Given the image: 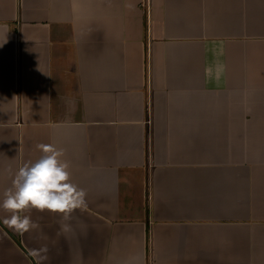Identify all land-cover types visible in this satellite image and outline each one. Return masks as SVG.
I'll return each mask as SVG.
<instances>
[{"label":"crops","instance_id":"0c3cea01","mask_svg":"<svg viewBox=\"0 0 264 264\" xmlns=\"http://www.w3.org/2000/svg\"><path fill=\"white\" fill-rule=\"evenodd\" d=\"M141 1L0 0V204L39 144L87 194L0 264H264V0Z\"/></svg>","mask_w":264,"mask_h":264},{"label":"clouds","instance_id":"9594fccd","mask_svg":"<svg viewBox=\"0 0 264 264\" xmlns=\"http://www.w3.org/2000/svg\"><path fill=\"white\" fill-rule=\"evenodd\" d=\"M37 148L42 152L41 157L18 169L0 204L11 213L4 224L21 234L39 227L30 216L21 215L25 210H47L62 214L68 220L74 210L86 207L87 194L72 182L71 164L65 159V150L52 144H39ZM62 227L67 230L66 225Z\"/></svg>","mask_w":264,"mask_h":264},{"label":"built area","instance_id":"2783aa9c","mask_svg":"<svg viewBox=\"0 0 264 264\" xmlns=\"http://www.w3.org/2000/svg\"><path fill=\"white\" fill-rule=\"evenodd\" d=\"M140 6L147 12H149V0H142Z\"/></svg>","mask_w":264,"mask_h":264}]
</instances>
